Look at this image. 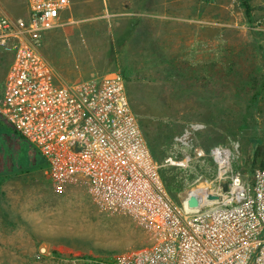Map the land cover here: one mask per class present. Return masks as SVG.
Segmentation results:
<instances>
[{"label": "rangeland", "instance_id": "rangeland-1", "mask_svg": "<svg viewBox=\"0 0 264 264\" xmlns=\"http://www.w3.org/2000/svg\"><path fill=\"white\" fill-rule=\"evenodd\" d=\"M40 51L68 82L119 73L158 162L203 151L162 169L180 185L176 204L216 183L217 146L231 149L245 179L264 162V0H71ZM12 59L0 48V98ZM153 241L81 183L53 191L35 151L0 117V264H114Z\"/></svg>", "mask_w": 264, "mask_h": 264}, {"label": "built area", "instance_id": "built-area-1", "mask_svg": "<svg viewBox=\"0 0 264 264\" xmlns=\"http://www.w3.org/2000/svg\"><path fill=\"white\" fill-rule=\"evenodd\" d=\"M69 6L26 0L25 17L0 13V48L13 55L0 117L35 151L51 189L79 182L103 211L131 218L154 237L151 247L114 264H264V167L245 179L233 169L231 149L217 146L209 154L216 185L196 188L197 208L187 205L192 189L173 202L160 169L185 168L203 151L158 164L119 73L74 82L57 73L40 48Z\"/></svg>", "mask_w": 264, "mask_h": 264}, {"label": "crops", "instance_id": "crops-1", "mask_svg": "<svg viewBox=\"0 0 264 264\" xmlns=\"http://www.w3.org/2000/svg\"><path fill=\"white\" fill-rule=\"evenodd\" d=\"M73 4H74V0H73ZM70 5H71V0H70ZM69 10H70V6L67 11ZM67 11H65L64 14ZM0 13L8 15L11 18H23L27 14L26 0H0Z\"/></svg>", "mask_w": 264, "mask_h": 264}, {"label": "trees", "instance_id": "trees-1", "mask_svg": "<svg viewBox=\"0 0 264 264\" xmlns=\"http://www.w3.org/2000/svg\"><path fill=\"white\" fill-rule=\"evenodd\" d=\"M134 112V111H133ZM136 115V114H135ZM139 125H140V122H139ZM141 127V125H140ZM142 129V127H141ZM149 146V145H148ZM150 148V147H149ZM151 150V149H150ZM255 150V149H254ZM152 153V152H151ZM152 157L153 159L155 160V162H157L158 164H161L160 162H158L155 157L153 156V153H152ZM259 167H264V162H261ZM163 168L160 169L159 173H160V177H161V180L163 182V185L165 187V190L167 192V194L170 196L173 195V193H175L177 190H180V185L179 183L177 182L176 178H173V180L171 181H167L164 177V174H163V171H162ZM255 168H251L250 171L252 172ZM174 181V182H173Z\"/></svg>", "mask_w": 264, "mask_h": 264}, {"label": "water", "instance_id": "water-1", "mask_svg": "<svg viewBox=\"0 0 264 264\" xmlns=\"http://www.w3.org/2000/svg\"><path fill=\"white\" fill-rule=\"evenodd\" d=\"M226 191H227V186L224 185L222 187V192H226ZM196 192H197V189H192L190 191L191 196L188 197V199H187V205H188L189 208H197L198 207V204H199L198 203V198L194 195ZM206 198L208 200H218L219 199V197L217 195H211V194H208L206 196Z\"/></svg>", "mask_w": 264, "mask_h": 264}, {"label": "bare ground", "instance_id": "bare-ground-1", "mask_svg": "<svg viewBox=\"0 0 264 264\" xmlns=\"http://www.w3.org/2000/svg\"><path fill=\"white\" fill-rule=\"evenodd\" d=\"M205 189L206 187H200V189ZM41 228V227H40ZM37 230V229H36ZM40 230V229H39ZM56 231V229L54 230V228L52 229V228H49V230H47L46 231V233H48L49 235H50V237L53 235V236H55L57 233H58V231L57 232H55ZM62 232V231H61ZM58 237V236H57Z\"/></svg>", "mask_w": 264, "mask_h": 264}]
</instances>
